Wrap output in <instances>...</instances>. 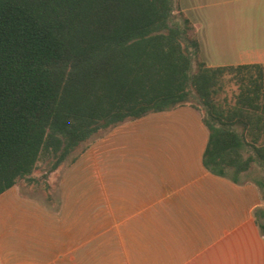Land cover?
<instances>
[{
	"label": "trees",
	"instance_id": "obj_1",
	"mask_svg": "<svg viewBox=\"0 0 264 264\" xmlns=\"http://www.w3.org/2000/svg\"><path fill=\"white\" fill-rule=\"evenodd\" d=\"M192 33L180 0H0V196L116 127L190 106L210 134L205 168L258 187L264 236V65L209 68ZM227 76L238 93L223 105Z\"/></svg>",
	"mask_w": 264,
	"mask_h": 264
},
{
	"label": "crops",
	"instance_id": "obj_2",
	"mask_svg": "<svg viewBox=\"0 0 264 264\" xmlns=\"http://www.w3.org/2000/svg\"><path fill=\"white\" fill-rule=\"evenodd\" d=\"M180 6L207 67L264 65V0ZM209 137L190 106L154 113L94 142L57 204L20 182L0 196V264H264L260 191L205 168Z\"/></svg>",
	"mask_w": 264,
	"mask_h": 264
},
{
	"label": "rangeland",
	"instance_id": "obj_3",
	"mask_svg": "<svg viewBox=\"0 0 264 264\" xmlns=\"http://www.w3.org/2000/svg\"><path fill=\"white\" fill-rule=\"evenodd\" d=\"M193 35L194 33H192V36ZM195 68L197 69V67ZM230 79L231 77L229 76L224 79L222 83L223 87L219 94L216 96V101L223 105L225 103L234 104L236 100V95L238 93L237 85ZM193 104L196 108H198L199 110L201 109L205 113V108L200 102L193 101ZM71 160L72 159H69L56 173L47 175L48 178H45L48 166L41 165L35 173L36 181L34 183L29 184L28 182L21 181L20 185L22 187V190L25 193H28L33 197L38 198L43 203L48 202L49 198L53 199L54 203L58 202L60 198V182L62 179V175L70 166H72L70 165ZM25 185L26 190L24 189Z\"/></svg>",
	"mask_w": 264,
	"mask_h": 264
}]
</instances>
